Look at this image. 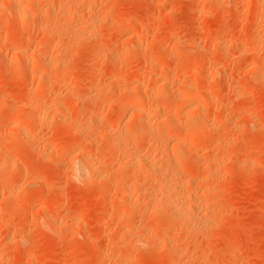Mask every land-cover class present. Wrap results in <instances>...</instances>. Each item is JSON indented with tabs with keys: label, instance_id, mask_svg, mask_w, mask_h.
I'll use <instances>...</instances> for the list:
<instances>
[{
	"label": "rangeland",
	"instance_id": "1",
	"mask_svg": "<svg viewBox=\"0 0 264 264\" xmlns=\"http://www.w3.org/2000/svg\"><path fill=\"white\" fill-rule=\"evenodd\" d=\"M88 1L0 0V264H264V0ZM160 128L201 230L152 209Z\"/></svg>",
	"mask_w": 264,
	"mask_h": 264
},
{
	"label": "bare ground",
	"instance_id": "2",
	"mask_svg": "<svg viewBox=\"0 0 264 264\" xmlns=\"http://www.w3.org/2000/svg\"><path fill=\"white\" fill-rule=\"evenodd\" d=\"M51 2L52 0H48V2ZM90 2H94L93 0H89ZM88 1V2H89ZM89 2V3H90ZM91 3V4H92ZM66 4H68V8L69 9H66L65 10V13H66V16L67 17H73V16H75L74 14H75V12H73V8H72V10L70 9V7H73L74 5H75V3H72V1H68V3L66 2ZM76 6H74V8H75ZM24 9H25V7H23V6H19L18 8H17V10H16V14L17 15H19L20 16V14H22L23 13V11H24ZM76 9V8H75ZM91 21V20H90ZM85 22H89V21H85ZM93 22V21H92ZM91 22V23H92ZM95 23V22H94ZM90 24V23H89ZM90 32V31H89ZM66 34L65 35H68L69 36V38H76V43H74L73 45H74V47L77 49V48H80V46L81 47H84L83 45H85V43H86V40L87 39H89V36H90V34H88V32H87V28H86V26H78V27H75V28H73V29H70V30H66V32H65ZM171 35H173L172 33H171ZM170 35V36H171ZM67 36V37H68ZM172 37V36H171ZM16 38V37H15ZM260 43H262V42H260ZM72 45V46H73ZM74 49V48H73ZM78 50V49H77ZM165 73V72H164ZM158 74H160V73H158ZM166 75V74H165ZM165 75L163 76V74H162V76H163V79L164 78H166L165 77ZM168 78V77H167ZM172 81H173V79H172ZM140 88V87H139ZM184 88V87H183ZM182 89V88H181ZM143 93L144 91H143V86H141V89H140V91H138V96L137 97H135L134 98V96H133V100H134V102H136V101H138L139 100V98H140V94L141 93ZM184 93V92H183ZM190 93V92H189ZM193 93V92H192ZM192 93H191V95H189V94H182V92H181V94L182 95H179V99L183 102V101H187V103L188 102H191L193 99H194V97L196 98V96L194 95V97L192 96ZM197 93H199V92H197ZM201 94V93H200ZM136 95V94H135ZM199 96H201V95H199ZM142 97H143V94H142ZM141 97V99L143 100V98ZM147 97V96H146ZM198 98V97H197ZM196 98V99H197ZM201 98V97H200ZM140 99V100H141ZM195 99V100H196ZM199 99V98H198ZM194 100V101H195ZM186 103V104H187ZM192 103H193V101H192ZM156 106V110L158 111V110H160V109H162V108H164V107H166V104H164V103H161V104H158V105H155ZM168 106V105H167ZM169 107H170V105H169ZM168 107V108H169ZM134 113H137L138 115H140V116H143L142 117V120L140 121V123L138 124V125H136L135 126V130L134 131H136V132H138V133H142L143 131L146 133V131L145 130H147V128L149 127V125H148V123H150V121L149 122H147L148 120V118L146 119L145 118V115L147 114H145L144 113V111L143 110H134L133 111ZM41 114L42 113H39L38 114V116H41ZM29 117V116H28ZM146 119V120H145ZM150 120V119H149ZM26 123V122H25ZM126 124H128V122L126 123ZM202 124V123H201ZM205 124V123H204ZM129 125V124H128ZM131 125V124H130ZM133 125H134V123H133ZM190 125V124H189ZM195 125H197V124H193V126H195ZM186 127V131H188L189 133H194V129H196L195 127ZM184 127V126H183ZM203 127V126H202ZM185 128V127H184ZM208 128V127H207ZM161 129V128H160ZM182 130H184V129H182ZM149 131V130H148ZM138 133H135V135L137 134L138 135ZM148 133V132H147ZM172 133V132H171ZM133 134H134V132H133ZM154 134V135H153ZM124 135H126V134H124ZM146 135V134H145ZM148 135V134H147ZM150 135H153V138L155 137L156 139H158L159 141H160V139L162 138V142L161 143H163V139H165L166 140V143H164V146L166 147V148H160V147H162L163 145L161 144V143H159V145L158 146H156V145H154L155 146V151H153V153L151 152V154H147V156H145V157H142V156H139V160H141L142 161V163H144V166H145V168H147V169H151V168H153L154 166H155V164L158 162V163H160V164H166V165H168L169 167H168V169H170V171L168 172L166 169H165V173L166 172H168V173H164L163 172V169H162V171L161 172H163L164 174V176L163 175H160V172H159V170H161L160 168L158 169L156 166V168L155 169H158V172H157V174H158V176H161V180H160V182L158 183V185H157V187H156V189H155V192H154V194H153V196L155 197L154 198V200H152L153 201V204L151 205L152 206V209L154 210V212H156L157 214H159L160 213V211H162V210H169L170 211V220H172V222H177V221H175V220H180V221H178V222H181L182 224H181V226L183 225V226H185L186 228L185 229H190V227L191 226H193V228H200V230L202 229V227H204V225L203 226H201V223H203V224H205L203 221H202V219H201V216L199 215V208H198V205L200 204H198L197 205V202L200 200H198L197 201V199L192 195H190L189 193H190V189H189V187H188V185H192L191 184V180L190 179H187V180H184V178H181L180 177V173L181 172H179V171H177V174H176V170H179V168H180V165L182 166V164H180L179 162H181L180 160V155H178V154H180L181 152H180V149H179V147H180V145H181V141H179L180 139L179 138H170V134H169V130H160V132L158 133H152V134H150ZM195 135V134H194ZM139 136V135H138ZM141 136V135H140ZM121 137H122V135H121ZM125 137V136H124ZM123 137V138H124ZM137 137V136H136ZM151 138H152V136H150ZM172 137V136H171ZM131 138V137H130ZM167 138H170V140L169 141H171V143L168 141L167 142ZM136 139H138V138H136ZM136 139H135V136H133L132 137V142H135L136 141ZM173 140V142H172V140ZM124 140H128V139H124ZM135 140V141H134ZM155 140V139H154ZM164 140V141H165ZM151 141H152V139H151ZM131 141H130V143H132ZM157 142V143H156ZM155 143L156 144H158V141H156ZM170 143V144H172L173 146V148H170L169 146H168V144ZM161 144V145H160ZM167 146H168V148H167ZM157 147H159V148H157ZM169 149H173V150H175V149H179V151L177 152H175V151H172V150H169ZM172 151V152H171ZM180 152V153H179ZM54 153V152H53ZM53 153L51 152V153H49V154H47L44 158H46L47 160L46 161H49V160H51V158H52V156H53ZM54 155H56V154H54ZM142 157V158H141ZM137 158H138V156H137ZM79 160V159H78ZM77 160V161H78ZM76 161V163L75 164H73L74 166H73V170H75V172H77L78 173V175H84V174H86V169H87V165H85L84 164V162L83 161H81L80 162V160L77 162ZM140 161V162H141ZM75 161H73V163H74ZM157 163V164H158ZM182 163V162H181ZM180 164V165H179ZM166 165H164V166H166ZM179 166V167H178ZM160 167H161V165H160ZM86 168V169H85ZM153 168V169H154ZM175 168H177V169H175ZM184 168L185 167H183L182 169L184 170ZM178 173L180 174V175H178ZM162 174V173H161ZM176 174V175H175ZM179 176V177H176V176ZM86 177V176H85ZM158 178H160V177H158ZM186 179V178H185ZM158 180V179H157ZM187 187H188V189H189V191L187 190ZM183 189V190H182ZM206 190V187H205V189L203 188L202 189V192H203V195L206 193V192H208L207 190H208V188H207V190L205 191V193H204V191ZM154 191V190H153ZM189 192V193H188ZM152 193V192H151ZM191 197H193V198H195V199H193V198H191ZM203 197V196H202ZM24 198V197H23ZM22 198V199H23ZM127 199V198H126ZM24 201H26V200H24ZM201 208V207H200ZM151 209V208H150ZM201 210V209H200ZM200 213H201V211H200ZM203 213V212H202ZM204 214V213H203ZM205 215V214H204ZM205 217V216H204ZM182 226V227H183ZM178 227H180V226H178ZM188 227V228H187ZM181 228V227H180ZM182 229V228H181ZM192 229V228H191ZM181 231V230H180Z\"/></svg>",
	"mask_w": 264,
	"mask_h": 264
}]
</instances>
